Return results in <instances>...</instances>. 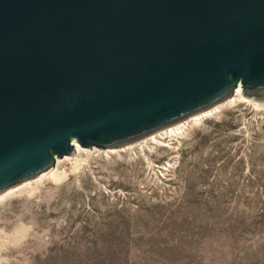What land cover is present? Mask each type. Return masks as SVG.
Segmentation results:
<instances>
[{"label":"water","instance_id":"water-1","mask_svg":"<svg viewBox=\"0 0 264 264\" xmlns=\"http://www.w3.org/2000/svg\"><path fill=\"white\" fill-rule=\"evenodd\" d=\"M236 90L264 103V0H0V193Z\"/></svg>","mask_w":264,"mask_h":264},{"label":"rangeland","instance_id":"rangeland-1","mask_svg":"<svg viewBox=\"0 0 264 264\" xmlns=\"http://www.w3.org/2000/svg\"><path fill=\"white\" fill-rule=\"evenodd\" d=\"M131 147L85 148L63 180L0 199V264H264V103Z\"/></svg>","mask_w":264,"mask_h":264},{"label":"bare ground","instance_id":"bare-ground-1","mask_svg":"<svg viewBox=\"0 0 264 264\" xmlns=\"http://www.w3.org/2000/svg\"><path fill=\"white\" fill-rule=\"evenodd\" d=\"M245 99V97H243L238 90L235 91V93L233 94V96H231L230 98H228L226 101L206 110L203 111L201 113L195 114L185 120H182L180 122H177L175 124H172L160 131H157L154 134L149 135L148 137H145L143 139H141L140 141L128 145L126 147H122L119 149H108V150H103L104 152H115V151H124L127 148H132V145H140L141 143H153V144H161L163 142V140L167 139L169 141L171 140H175L179 135H181L191 124H194L198 121H200L201 119H203V117H207L210 114L214 113L216 110H219L220 107L224 106L227 103H232L234 101H238V100H242ZM79 151H89L88 149L82 148L81 146H79L78 144H74V157H76V153H78ZM94 151V150H93ZM64 159H70L72 157H68V156H64ZM59 159H56L55 165L50 167L47 171L42 172L41 174H39L36 178L33 179H29L27 181H24L20 184H17L15 186L10 187L9 189L5 190L4 192L0 193V199L11 196L13 194L16 193H27V194H31L34 192L35 190V184L38 182H41V180H43L44 178H47L49 180H52L53 182H59L61 180H63L66 176H67V172L65 170H60L58 167V163H59ZM75 161V160H74ZM76 165L78 166L80 165L79 160L75 161ZM165 166H169V163H167ZM1 237V236H0ZM8 239V238H7ZM5 241L0 239V245Z\"/></svg>","mask_w":264,"mask_h":264}]
</instances>
